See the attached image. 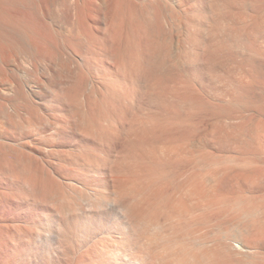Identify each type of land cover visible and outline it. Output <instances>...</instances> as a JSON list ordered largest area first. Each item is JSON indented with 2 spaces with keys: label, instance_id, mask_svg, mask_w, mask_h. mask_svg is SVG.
I'll use <instances>...</instances> for the list:
<instances>
[{
  "label": "bare ground",
  "instance_id": "1",
  "mask_svg": "<svg viewBox=\"0 0 264 264\" xmlns=\"http://www.w3.org/2000/svg\"><path fill=\"white\" fill-rule=\"evenodd\" d=\"M252 109L264 0H0V264H264Z\"/></svg>",
  "mask_w": 264,
  "mask_h": 264
},
{
  "label": "rangeland",
  "instance_id": "2",
  "mask_svg": "<svg viewBox=\"0 0 264 264\" xmlns=\"http://www.w3.org/2000/svg\"><path fill=\"white\" fill-rule=\"evenodd\" d=\"M238 80H242L241 79V76H240V74H239V71H238V69L236 68V62H234V61H227V62H225V63H223L222 65H221V73H220V75H219V77L217 78H215V77H210L209 79H208V81H207V83H208V85L209 86H218V87H221V88H225V89H227V90H230L231 89V87H232V84L233 83H235V82H237ZM239 82V81H238ZM254 85L255 84H253L252 85V87H254ZM254 88H256L255 90H254ZM253 88V90H252V93H253V91H254V93L253 94H257V91H258V89H257V86L256 87H254ZM210 107H204V110H207V112L205 113H203V114H201L200 116L201 117H204V118H201L200 116V118H197V120H195L196 121V125L199 127L198 128V133H201V134H205L206 132L208 133V136H209V138H211L212 140H216V138H218V135L215 133V131L216 130H218L219 131V128H222L223 126H224V123L223 122H221L220 120H218L217 119V115L219 114L218 112L219 111H217V110H213V109H209ZM254 108V107H253ZM207 113L209 114V115H207ZM212 113V114H211ZM215 113V114H214ZM245 113V112H244ZM249 113V114H248ZM205 114V115H204ZM211 114V115H210ZM251 114V115H250ZM207 115V116H206ZM215 115V116H214ZM209 116V117H208ZM256 116V117H255ZM216 117V118H215ZM252 117V118H251ZM263 116L261 115V117H260V114H258L256 111H254L253 109L252 110H249V112H246L245 114H244V116H242V117H240V118H238V120L236 121V119H235V121L234 122H231V124H235V122H237L238 124L240 123L241 124V126H244L245 125V129L246 130H248V129H252L250 132H251V134H256V135H254L253 134V136H255L254 137V139H256L257 138V140L258 141H256L255 140V145H258L257 144V142H259V143H261V141L263 140V135H264V129H261V125H263L264 124V117L262 118ZM259 120H258V119ZM261 118V119H260ZM240 119V120H239ZM245 119V120H244ZM248 119H250L249 121H248ZM214 120V121H213ZM262 120V121H261ZM244 121H248V122H245V123H242V122H244ZM253 121V122H252ZM260 121V122H259ZM218 122V123H217ZM215 125H217V126H215ZM221 124V125H220ZM239 124V125H240ZM253 124V125H252ZM259 124V125H258ZM211 125H213V126H211ZM248 125V126H247ZM254 125H255V127H254ZM211 126V127H210ZM216 128H218V129H214L215 127ZM222 126V127H221ZM261 126V127H260ZM264 126V125H263ZM214 127V128H213ZM258 127H260L259 129H261V132L259 131V129L258 130H256L255 131V129H257ZM201 128V129H200ZM206 128V129H205ZM208 128V129H207ZM211 128H213V129H211ZM255 128V129H254ZM228 129L230 130V128L228 127ZM227 129V132L229 131ZM200 130H202V131H200ZM214 131V133H212L213 131ZM263 130V131H262ZM200 131V132H199ZM255 131V132H254ZM258 132H260V134L258 133ZM212 133V134H211ZM263 133V134H262ZM215 134V135H214ZM258 135V136H257ZM262 137H261V136ZM217 136V137H216Z\"/></svg>",
  "mask_w": 264,
  "mask_h": 264
},
{
  "label": "clouds",
  "instance_id": "3",
  "mask_svg": "<svg viewBox=\"0 0 264 264\" xmlns=\"http://www.w3.org/2000/svg\"><path fill=\"white\" fill-rule=\"evenodd\" d=\"M203 245L199 248L190 250V254L184 256L178 261V264H208L207 260L201 255L203 252Z\"/></svg>",
  "mask_w": 264,
  "mask_h": 264
}]
</instances>
